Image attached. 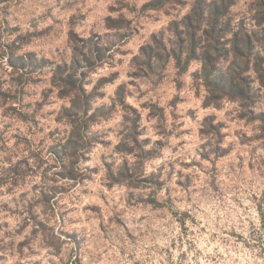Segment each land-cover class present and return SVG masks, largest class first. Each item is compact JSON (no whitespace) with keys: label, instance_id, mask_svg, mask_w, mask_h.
Returning a JSON list of instances; mask_svg holds the SVG:
<instances>
[{"label":"clouds","instance_id":"obj_1","mask_svg":"<svg viewBox=\"0 0 264 264\" xmlns=\"http://www.w3.org/2000/svg\"><path fill=\"white\" fill-rule=\"evenodd\" d=\"M0 264H264V0H0Z\"/></svg>","mask_w":264,"mask_h":264}]
</instances>
